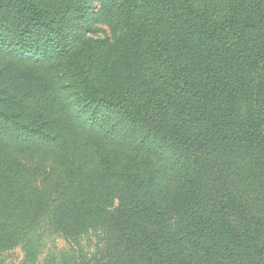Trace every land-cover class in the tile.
<instances>
[{"label":"trees","instance_id":"1","mask_svg":"<svg viewBox=\"0 0 264 264\" xmlns=\"http://www.w3.org/2000/svg\"><path fill=\"white\" fill-rule=\"evenodd\" d=\"M48 237L264 264V0H0V264Z\"/></svg>","mask_w":264,"mask_h":264},{"label":"rangeland","instance_id":"2","mask_svg":"<svg viewBox=\"0 0 264 264\" xmlns=\"http://www.w3.org/2000/svg\"><path fill=\"white\" fill-rule=\"evenodd\" d=\"M98 32L96 36H108L110 34L109 28L100 26L97 27ZM235 168H233L232 173H234V179L236 184L239 183L240 188L238 189L240 192L244 194V199H249L251 202H254V196L252 193H247L248 184L245 180H239L238 177L235 176L238 171V167L240 165L234 164ZM233 177V176H232ZM44 244L41 249L38 250V255L31 259L30 262H38L42 264H61L63 262V255L70 254V244H66V242L60 238L56 237H48L45 238ZM84 249L91 248L94 252H96L99 248L102 250V238L99 236H93L90 241H85L80 244ZM9 255L6 258L7 264H22V260L24 258V253L20 247H17L15 251L8 253Z\"/></svg>","mask_w":264,"mask_h":264}]
</instances>
